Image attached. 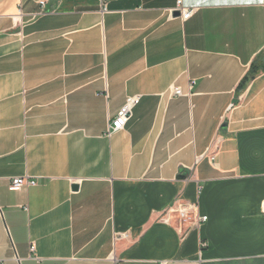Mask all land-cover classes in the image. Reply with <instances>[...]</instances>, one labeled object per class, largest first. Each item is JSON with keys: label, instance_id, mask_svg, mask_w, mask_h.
Here are the masks:
<instances>
[{"label": "crops", "instance_id": "1", "mask_svg": "<svg viewBox=\"0 0 264 264\" xmlns=\"http://www.w3.org/2000/svg\"><path fill=\"white\" fill-rule=\"evenodd\" d=\"M178 1L0 0V264H264V0Z\"/></svg>", "mask_w": 264, "mask_h": 264}, {"label": "built area", "instance_id": "2", "mask_svg": "<svg viewBox=\"0 0 264 264\" xmlns=\"http://www.w3.org/2000/svg\"><path fill=\"white\" fill-rule=\"evenodd\" d=\"M45 1H41V4H44ZM182 0L178 1V5L175 8V10H178L180 12V16L182 19L187 20L188 18H191L194 13L197 11V8H188L185 6H182ZM194 81L191 82V87ZM183 91L181 89V86H172L171 88V95H182ZM141 96H130L125 100V104L122 106V108L117 113V116L112 120L111 128L112 132H117L122 129H124L129 121V119L132 116V112L135 108V106L140 102ZM232 108V107H230ZM210 152V151H209ZM211 159H214V155H212V152H210ZM36 183V180H32L28 177H16L11 180V183L9 184V189L12 191L20 190L25 185H34ZM160 221L174 226L177 231H179L184 238L189 234V230L193 228H197L200 226L203 222L208 220L207 216H201L198 210V204L190 201H184L181 198H178L172 206L165 209L159 217ZM202 245H205L206 243L201 242ZM120 264V263H119Z\"/></svg>", "mask_w": 264, "mask_h": 264}, {"label": "water", "instance_id": "3", "mask_svg": "<svg viewBox=\"0 0 264 264\" xmlns=\"http://www.w3.org/2000/svg\"><path fill=\"white\" fill-rule=\"evenodd\" d=\"M174 14L178 16V15H180V12L178 10H175L174 11ZM73 188L77 189L78 188V185L77 184H74L73 185Z\"/></svg>", "mask_w": 264, "mask_h": 264}, {"label": "trees", "instance_id": "4", "mask_svg": "<svg viewBox=\"0 0 264 264\" xmlns=\"http://www.w3.org/2000/svg\"><path fill=\"white\" fill-rule=\"evenodd\" d=\"M246 80H247V77H246V79L242 82V84H243Z\"/></svg>", "mask_w": 264, "mask_h": 264}]
</instances>
